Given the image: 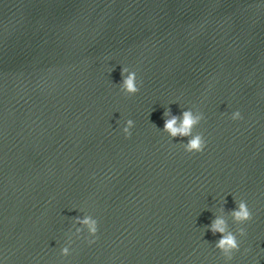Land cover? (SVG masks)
Returning <instances> with one entry per match:
<instances>
[{
    "label": "water",
    "instance_id": "obj_1",
    "mask_svg": "<svg viewBox=\"0 0 264 264\" xmlns=\"http://www.w3.org/2000/svg\"><path fill=\"white\" fill-rule=\"evenodd\" d=\"M189 109L199 154L162 132ZM221 209L246 233L231 264H264V0H0L4 264H225Z\"/></svg>",
    "mask_w": 264,
    "mask_h": 264
},
{
    "label": "clouds",
    "instance_id": "obj_2",
    "mask_svg": "<svg viewBox=\"0 0 264 264\" xmlns=\"http://www.w3.org/2000/svg\"><path fill=\"white\" fill-rule=\"evenodd\" d=\"M122 83L119 86L120 92L125 96L131 97L139 93L140 87L137 79V73L134 70H130L128 67H122L121 69ZM164 127L162 132L167 134L170 140L176 138H187V143H181L180 147L184 152L188 154L202 153L206 148L204 138L200 134H194V129L197 128L203 121L204 116L200 112H193L192 110L182 111L179 116L173 115L170 111L164 113ZM242 119L239 111H234L231 114V120L239 121ZM135 127L134 121L128 119L124 122L122 128L125 138H130L132 135V129ZM237 207L230 215L233 221L239 225H245L252 220V213L246 201L238 200ZM80 227L76 228L75 236L78 238L82 233L86 232L90 239L87 240L89 245L94 244L95 237L98 233V221L91 215H85L83 219H77L75 221ZM208 230L213 235L219 234L220 239L216 243V249H218L224 258L225 264H231L234 259V254L240 252L241 240L246 233L245 230L240 227L234 234L229 230L228 222L224 218L223 209L221 214L217 215L213 220ZM71 237L69 238L68 245L61 248L60 253L62 256L67 257L70 253ZM0 264H4L0 259Z\"/></svg>",
    "mask_w": 264,
    "mask_h": 264
}]
</instances>
